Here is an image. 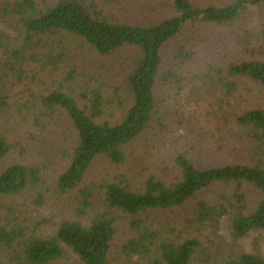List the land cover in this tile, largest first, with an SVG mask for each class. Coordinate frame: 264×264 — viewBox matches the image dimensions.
<instances>
[{"label":"trees","instance_id":"obj_1","mask_svg":"<svg viewBox=\"0 0 264 264\" xmlns=\"http://www.w3.org/2000/svg\"><path fill=\"white\" fill-rule=\"evenodd\" d=\"M89 1L44 0L40 6L36 0H0V75L8 73L17 78L20 72H25L28 62L35 61L41 63L45 77L54 80L60 74L67 85L76 79V68L64 56L72 47L88 49L102 57L126 47L136 52L126 78L128 94L123 97L117 88L114 92L117 103L111 96L106 98L100 88H86L84 107L62 86L43 99L53 116L57 111L65 112L75 130L72 159L56 180L61 195L79 190L101 158L118 169L127 164V148L148 131L163 104L156 96L161 75L163 85L173 82L178 89L173 98L185 99L181 109L180 103L176 105L183 114L189 112L186 81L205 83L210 79L213 91L218 92L217 105L229 103L240 79L264 87L261 60L244 59L224 68L213 65L198 75L190 73L206 52V38L200 37L205 27L241 23L237 40L242 48L264 44L247 29L254 24L249 20V12L264 8V0H234L220 7H201L191 0H168L176 15L147 27L112 23L104 9L99 11L102 5L120 0H102L98 4ZM56 41L63 46V52L56 54ZM174 46L175 54L168 63ZM42 48H47L48 54ZM63 67L68 68L65 76ZM163 67L173 69L162 71ZM10 102V89L0 85V119L11 109ZM214 118L219 121L216 131L225 127L235 131V128L240 134L244 132L257 148H264V110L241 114L223 110L215 112ZM11 149L8 140L0 135V163ZM172 164L176 176L168 181L150 175L136 184L127 174L92 183L80 190L76 198L81 205L80 219L54 223L49 235L39 228L28 231L16 216L3 217L0 204V264H65L67 248L81 264H111V251L123 227L129 231L124 233L125 240L120 244L121 264H193L199 252L205 256V264L215 257H223L222 264H264V251L258 241L251 251L245 250L243 244L251 235L264 232V161L206 167L178 153ZM40 182V172L34 167L20 163L0 166V199L16 197ZM217 184L225 185L228 190L212 202H195L191 214L182 218L183 233L175 235V226L167 223L157 226L144 219L151 213L187 206L197 195ZM249 188L258 194L256 205L250 202ZM94 204L100 209L95 210ZM225 230L231 240L226 241L227 248L221 249L217 240L223 239Z\"/></svg>","mask_w":264,"mask_h":264},{"label":"rangeland","instance_id":"obj_2","mask_svg":"<svg viewBox=\"0 0 264 264\" xmlns=\"http://www.w3.org/2000/svg\"><path fill=\"white\" fill-rule=\"evenodd\" d=\"M93 1L98 4L102 0H90V4ZM191 1L201 7L209 5L220 7L234 0ZM36 2L42 6L44 0H36ZM102 9L112 23H127L143 27L176 15L172 3L168 0H120V2H111L110 5H102L99 11ZM248 17L249 20L254 21V24L248 25L247 29L254 37L257 36L256 39L264 43V8L253 9ZM239 27L241 23L236 26L203 28L200 37L206 38V52L191 70L192 76L209 71L213 65L224 68L229 63H240L244 59L264 61V44H253L254 48L241 47V43L237 40ZM55 46L56 54L63 52V46L60 47L57 41ZM175 48L174 46V50L168 55V63L175 54ZM42 49H45L48 54L47 48ZM64 56L69 57L68 62L76 68V79L67 85L60 74L54 80L45 77L41 70V63L35 61L28 62L25 72H20L22 74L19 73L17 78L8 73L0 75V85L10 89V103H12L11 109L5 111L0 119V135H3L12 146L11 153L4 162L0 163V166L20 163L34 167L39 170L41 180L37 187H28L16 197L1 198V214L3 217L13 215L20 218V221L28 227V231H38L39 228L44 235H49L52 233L54 223L57 224L62 219H80L81 205L76 198L79 197L80 190L90 187L92 183L116 179L117 176L127 174L136 184H141L150 175L167 181L168 178H174L176 174L172 161L178 153H184L196 165L206 167L264 161V148H257L245 137L244 132L240 134V131L235 128V131L227 127L222 131L219 129L216 131L219 121L214 118L215 112L223 110L229 114L264 110L263 86L249 79H240L238 89L229 99V103L217 105L218 92L213 91L214 84L210 79L207 78L208 81L205 83L200 80H194L192 83L186 81L185 86H189V98H186L189 112L183 114L176 105L180 103L181 109L185 99L179 101L174 99L173 95L178 93V89L173 82H170L168 86L163 85V75H161L158 79L156 96L160 104H163L157 109L156 119L151 123L148 131L127 148L129 154L127 164L118 169L101 158L94 164L79 190L72 194H59L56 180L72 159L75 130L71 127L65 112L57 111L53 116L45 108L43 99L62 86L84 107L86 88H100L106 98L111 96L109 98H114V102L117 103L114 94L117 88H120L119 92L123 97L128 94L126 78L133 66L136 52L133 48L126 47L111 56L102 57L88 49L72 47L70 51L65 52ZM168 69L173 68L163 67L162 71ZM62 72L65 76L68 68L63 67ZM220 107L221 110H218ZM190 112L192 113L187 117ZM121 117L122 114H119L118 118ZM106 119L114 122L113 118L106 117ZM159 119L161 121L158 122ZM249 189L251 190L250 202L256 205L259 202L258 194L252 188ZM227 190L228 188L223 184L214 185L197 195L195 201L187 206L151 213L144 219L157 226L159 223L175 226L174 233L178 235L184 232L182 218L191 214V208L195 202L200 200L212 202ZM93 208L100 209L96 204ZM86 220L87 218L83 219L84 222ZM128 231V227L120 230L119 238L111 251V264H121L123 256L120 244L125 240L124 233L128 234ZM230 237L228 230H225L223 239L217 240L221 243V249L227 248L226 241H230ZM256 241L264 251V232L253 234L245 239L243 242L245 250H254ZM66 250L67 254L63 261L65 264H81L72 250L68 248ZM194 259L193 264H205V256L202 252H199ZM222 259L223 257H215L209 264H222Z\"/></svg>","mask_w":264,"mask_h":264}]
</instances>
